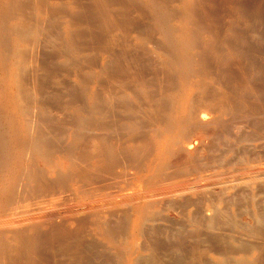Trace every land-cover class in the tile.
<instances>
[{
  "label": "bare ground",
  "instance_id": "1",
  "mask_svg": "<svg viewBox=\"0 0 264 264\" xmlns=\"http://www.w3.org/2000/svg\"><path fill=\"white\" fill-rule=\"evenodd\" d=\"M59 1L61 2V0H58L51 4L39 1V3L35 2L28 5L30 3L28 0H0V68L3 69V74L0 75V264H106V261H102L104 260L102 253L100 254L97 251L96 240L92 239L91 236V238H87V236L82 235L83 225L90 218L93 220L90 223V226H92L90 227L91 231H98L100 239L109 243V247L116 252L115 256L117 255L118 264H140L143 259H146L140 260L138 253L135 256L133 253L136 249L131 248L133 250L130 251L134 256H131L130 252L127 253L122 249H117L120 246L117 247L113 228L108 222V216L111 213L114 214V212H112L113 210L111 212L106 211L108 209L106 207L107 203H111L114 207L120 209L126 208L125 210H128V213L131 211L130 214L135 218L134 225H136L137 231L140 230V225L158 212L160 201L166 198L165 196L169 193L172 195L174 188L179 183L180 186L181 182L187 179L185 177L187 173L184 175V172L179 170L181 168H178V170L176 169L177 174L179 171L185 178L183 180L180 175L182 181L180 179L181 182L178 181L177 184L175 180L177 178L176 171L174 169L170 170L174 163H169L171 167L168 166V163H166L168 157L166 158V156L170 152L172 153L171 150L178 151L176 153L186 159L194 153L196 154L195 151L200 145H197L198 148H195V146L192 148L191 139L189 138L192 136L193 131L200 130L199 136L209 139L205 143L208 141L211 145V141L218 140L221 131L229 125L227 123L225 125V122L228 121L234 128L239 129L244 121L252 125V135L248 134L247 139L244 138L247 144L250 143L249 141H255L254 143L258 146L264 144V61H258L252 53L257 49L259 51L264 46L263 42H260V44H263L260 47L259 42L255 41L258 37L252 22L257 21L259 23L255 18L258 15L252 13L255 16L254 18H251L252 16H249L251 19H247L248 16L246 20L243 18V27H239V24H236L233 20L226 28V35L216 37L207 30L209 24L203 26V23L200 24V20H197L198 17L200 18L198 11L201 10L199 9L201 0H180V6H174L177 10L178 22L176 24L172 22V16L175 13H172V8L161 2L163 0H144L146 3V5L144 4L145 9H148L151 17L147 27L133 22L125 9L122 8L123 5H118L117 9L114 8L115 11L112 7L110 8L104 4H101L100 7V0H94L96 5H93L97 10L95 21L88 22L90 26L85 24L87 28L88 26L91 28L93 23L92 36L90 34V41L93 45L91 43V48L82 49L81 47L79 49L80 47L76 46L78 45L76 42L79 41H76L79 32H77L76 23L72 19V13L78 7L71 0L67 3H58ZM135 1L136 3H143L140 0ZM253 1L257 2V0ZM27 2L29 3L27 4ZM245 2H248V0H245ZM234 3V9L239 8ZM112 4L114 3L112 2ZM243 4L247 5V3H242V7ZM254 4L256 5V3H253V6ZM258 4L260 3L258 2ZM242 11L243 16L250 15V11ZM74 13L76 14V12ZM239 15L240 12L237 19ZM262 23H264V20ZM90 28L87 30H92ZM257 28L260 30V27ZM81 34L83 35L82 30ZM262 37L264 39L263 34ZM79 38L81 39L83 36ZM87 39L89 40V37ZM81 41L84 43L82 39ZM262 53L264 55L263 51ZM211 55L216 59L214 64L208 62ZM260 56L261 54L258 58ZM262 59L264 60V56ZM186 89L189 90V93L186 92ZM182 90L185 92V96H182L183 99L181 98L182 103L180 104L178 96L181 97ZM228 128H230V125ZM157 129L158 133H156ZM241 130L239 129V131ZM143 131L145 134L142 133ZM147 131L150 134L149 136ZM229 131L231 132V130ZM113 134H116L117 138L114 139L118 140V143L122 142L121 144L125 147L131 146V149L126 152H130L132 157H138L137 154L142 151L143 156L140 157H146V161H143V163L140 159L139 163V157L136 162V159L133 161V158L127 157L125 150L123 153L125 152L127 156H124L125 153L123 156L119 155L122 151L119 152L118 143L113 144L117 145L118 149L112 146L111 142L104 144L108 137L110 138ZM144 140L150 142L154 147L146 144V142L147 146L144 145V147L142 145ZM162 141L164 145H162ZM155 144H158V146L155 147ZM213 145L212 147H214ZM12 146L15 148V152L12 151ZM248 148L250 149V146ZM176 153L174 155L177 156ZM91 154L92 157L96 156L98 158L94 157L96 160L94 159L93 162L91 160L92 163L88 166L92 171L93 169L98 170V175H105L100 176V179L105 177L106 180L102 181V183L104 182L103 186L95 185L96 182L93 179L97 181L96 178H98L99 181V176L95 171L92 174L95 173L97 176L94 174L95 178H93L90 175L92 171H88V168H86L88 166L85 167L86 164L83 167L80 166L83 165L79 162L81 161L80 158H82V162L84 159L85 163H88L86 161H89V157H86ZM250 154L247 155L248 158L251 157L252 154ZM260 155L262 156V154ZM254 156L251 157L253 163L256 161L254 159H257H253ZM200 157L199 161H202L203 159L200 160ZM128 158L131 159V162H128ZM196 158H193L195 159L193 161L198 160ZM178 159L179 156L175 163ZM191 160L189 161L191 162ZM215 160L216 158L213 159V161ZM182 162L185 163L186 160ZM209 163L206 161L202 165L199 162L202 165L201 168L203 167L205 170L211 165L212 167L216 165V162L207 165ZM199 164L197 163V166L195 162L194 165L191 163V167L197 166L196 168H198ZM255 164L256 167L257 164ZM130 165L132 166L130 167ZM241 166L240 168L246 167ZM255 167L254 169L248 167L247 170L263 177L264 168ZM184 168L189 171L191 169L190 167ZM128 169H132V171ZM193 169L194 167H192V171ZM197 170L199 171V169ZM217 172H221V170H217ZM235 172L242 171L237 170ZM194 173L196 174L197 171ZM236 173L234 176L239 174ZM246 173L245 175L248 176ZM191 174L193 173L191 172ZM195 174L196 177L194 178H197ZM202 174L204 175V173L199 172L198 176ZM258 175L257 178H259ZM139 176L142 178L145 176L148 180V183H145L143 187L136 186L133 182V179L135 180ZM210 177H204V181H207ZM252 177L251 175L248 176V180L255 179H252ZM257 178L255 179L256 182ZM177 179L179 180V178ZM236 179L235 181H237ZM195 180L194 182L198 181ZM243 181L242 183H244ZM251 181L250 183H256L253 182L254 180ZM189 182L186 183L189 185ZM182 183L185 186V181ZM245 183L248 184L249 182ZM203 184H201V187ZM230 184L226 187L229 188L232 185ZM250 185L248 186L250 187ZM183 186L176 188L184 191L186 188ZM191 186L190 189L193 187ZM201 187H197V189ZM238 187H240V183ZM254 187L257 186L254 185ZM109 188L115 190L109 191ZM243 190L245 191V187ZM187 191H189L188 188ZM176 193L177 189L175 195ZM170 194L168 196H171ZM247 196H249V193ZM104 205L107 208L106 213H100L99 208ZM85 206L87 209L84 208ZM88 206L90 209H88ZM212 206L210 204L211 209L216 210ZM77 207L81 208V212L83 207L85 213H82L86 215L77 214L80 212ZM109 207L111 209V205ZM225 209L227 208H221V211ZM249 209L248 216H251ZM214 210L212 213L218 214V211ZM227 210L231 211L229 208ZM227 210L225 211L227 212ZM262 211L264 212V209ZM194 212L196 213V211ZM229 213L231 214V212ZM261 214L256 215L258 218L254 220H257V225L253 223L255 216L254 218L251 216L252 221L250 220L249 226L253 223L255 227L252 226L255 230L253 228V230H247V235H245L247 237H244V234L242 235L245 240L237 239L236 242L231 241L232 243H230L225 240L227 236L219 234L223 237L222 239L225 238L224 240L228 242L225 243L226 246H222L224 242L222 244V241L220 242L222 249L226 248L224 251L228 250L222 257L220 256L219 264H250L254 258L250 257L253 255L252 253L261 250L262 247L264 248V240L263 243H259L251 240L250 237L251 234L264 232V214ZM124 216H126L125 213ZM214 218L218 219L217 217ZM212 219L211 222L206 224L211 223L210 225L213 227L216 222L212 223ZM230 220L233 225L235 221ZM230 220H227V222ZM192 221H194V218ZM218 221L222 222L221 219ZM221 222L220 224L223 223ZM242 223L244 224V222ZM242 223L240 224L242 225ZM218 224L217 222V226ZM239 225L237 224V227H240ZM221 226L220 228H223V225ZM237 227H234L235 231H237ZM244 228L247 227H243V230ZM209 229L211 230L210 226ZM238 229L240 230V228ZM243 230L240 233L244 232ZM235 231L229 233L233 240H235L233 238L236 234ZM173 232L178 234L179 231ZM173 232L170 231L169 234L167 231L168 236L176 234ZM183 235L172 237L184 238ZM221 237L218 236L220 239ZM252 237L254 238V235ZM210 238L212 240V235ZM210 238L208 237V239ZM217 240L216 243L208 240V243L211 242L213 246V243L216 245L219 242ZM158 241L155 244L156 246ZM44 244L52 245L49 254L40 253V247ZM162 244L159 242L160 246ZM180 244L183 245L180 246ZM180 244L174 246L179 245L181 249L183 246L185 247L184 242ZM209 246L207 247L208 250L214 248H209ZM161 247L160 251H162ZM169 247L173 248V246ZM163 248L166 249L167 247ZM200 249L202 250V248ZM263 250L262 253L260 252L261 256L264 253ZM184 251L183 248V254L187 253ZM177 252L179 253V251ZM221 252L223 253V250ZM198 253L195 254V257L196 255L202 257L205 255ZM260 253L255 255L260 256L258 255ZM59 255L64 256V258L62 256L60 257L63 259L58 258ZM160 255L161 253L159 257ZM171 255L174 254L171 253ZM155 256L157 255L153 257ZM185 256L184 258L180 255L176 256L172 261H170L171 259L168 261V258H164L167 261H160L162 258H159L160 263L159 261L157 263L182 264L181 259L185 260L189 257ZM257 256L255 258L258 259ZM151 258L152 256L148 260L151 263L154 261L153 264H156L158 257L152 261ZM144 260L143 262H145ZM199 260L201 259L199 258ZM203 261H206L203 264L208 263L207 258ZM186 262L184 263L186 264ZM218 263L215 262V264Z\"/></svg>",
  "mask_w": 264,
  "mask_h": 264
},
{
  "label": "rangeland",
  "instance_id": "2",
  "mask_svg": "<svg viewBox=\"0 0 264 264\" xmlns=\"http://www.w3.org/2000/svg\"><path fill=\"white\" fill-rule=\"evenodd\" d=\"M29 2H27V4L28 5H30V4H34L35 2H37V3H39V1L42 3V2H45V3H49V4H51V3H53V2H56V1H58V0H28ZM33 1V2H32ZM52 1V2H51ZM67 1H70V0H61V2L63 3V2H65V3H67ZM73 1V3H75L76 4V6L78 7V8H76V10H74L73 11V13H72V19H73V21L76 23V27H77V32H79L78 33V38L76 39V41L77 40H79V41H81V39L84 41V43L81 41V42H79V41H77L76 42V44L78 43V45H76V46H78V48L79 49H81V47H82V49H84V48H91L90 47V45H91V36H92V33H93V27H92V24H91V28H92V30H87L88 28H90L89 26H90V21H95V13L97 12V10L95 9V2H94V0H71V2ZM93 1V2H92ZM110 1H111V4H110ZM139 0H137V2H138ZM140 1H142L143 3L141 4V2L139 3H136V1L135 0H100V7H101V4L103 5H107L108 7H112L113 9L115 8V9H117V7H118V5L120 6V5H123L122 6V8H124L125 9V11H126V13H127V15L129 16V17H131L130 19H132L133 20V22H135V23H140L143 27H147V24L149 23V20L151 19V17H150V12H148V9H145L146 7L144 6V4L146 5V3H145V1L144 0H140ZM179 1V2H178ZM238 1V2H237ZM251 1H253V0H248V2H245V0H236L235 1V3H234V0H201V2H200V4H199V9H201V10H199L198 11V15H200V18L198 17V21L200 20V24H202L203 26H206L207 24H209V26H207L206 28H207V30H209V32L210 33H212L213 35H216V37H218V36H220L221 37V35L222 36H225L226 35V31H227V27L229 26V24L234 20L235 22H236V24H239V27H243V25H244V20H243V18L246 20V18H247V16H248V18L247 19H251V18H254L255 16L254 15H258V16H260V17H255V18H257V20H258V22L259 23H257V21H255V20H253V21H255V22H252L253 24H254V28H255V31H256V36L258 37H256L257 38V40H255L256 42H259V45H260V47H261V44H260V42H263L264 43V39H263V37H262V34H263V36H264V27H263V25H264V23H262V21L264 20L263 18H264V0H257V2H254L253 1V3H256V5L254 4V6L256 7H254L253 6V3H251ZM60 1L58 2V3H61ZM112 2L114 3V4H112ZM135 2V3H134ZM163 4H165V5H167L169 8H172V13L174 14V16H172V22H174V24H176L178 21H177V17H176V8H174V6L175 7H178V6H180V0H163V1H161ZM239 2H240V4H239ZM258 2L260 3V4H258ZM109 3V4H108ZM230 3V4H229ZM233 3L237 6V7H239V8H237V9H234V6H233ZM242 3H247V5L245 4H243V7H242ZM93 4H95V5H93ZM241 5V6H239V5ZM251 4V5H250ZM83 5V6H82ZM177 5V6H176ZM128 6V7H127ZM139 6V7H138ZM143 6V7H142ZM250 6V7H249ZM89 7V8H88ZM249 7V8H248ZM252 7H254L253 9H255V10H253V9H251ZM262 7V8H261ZM98 8H99V5H98ZM211 8V9H210ZM258 8V9H257ZM78 9V10H77ZM114 9V10H115ZM175 9V10H174ZM213 9V10H212ZM251 9V10H250ZM11 10H13V9H11ZM10 10V11H11ZM138 10V11H137ZM242 10H244V11H247V12H249L250 11V15H242L241 14V11ZM259 10V12H257V11ZM9 11V12H10ZM116 11V10H115ZM114 11V12H115ZM214 11H215V13H214ZM253 11V12H252ZM256 11V12H255ZM260 11H262V12H260ZM12 13H13V11H11ZM74 12H76V14L74 13ZM136 12V13H135ZM240 12V15H239V17H238V19H237V15H238V13ZM91 13V14H90ZM116 13V12H115ZM135 13V14H134ZM203 13H205V14H203ZM223 13V14H222ZM228 13H230V14H228ZM242 13H243V11H242ZM252 13H254V15H252ZM11 14V13H10ZM130 14H131V16H130ZM133 14V15H132ZM139 14V15H138ZM141 14H142V16H141ZM231 14H233L234 15V17L236 18H234L233 17V15H231ZM249 14V13H248ZM90 15V16H89ZM92 15V16H91ZM136 15V16H135ZM204 15V16H203ZM215 15V16H214ZM225 15V16H224ZM230 15V16H229ZM208 16V17H207ZM224 16V17H223ZM249 16L251 17V18H249ZM261 16H262V18H261ZM92 17V18H91ZM136 17V18H135ZM201 17H203L202 19H201ZM240 17H242V18H240ZM98 18V17H97ZM138 18H139V20H138ZM208 20H207V19ZM217 18V19H216ZM206 19V20H205ZM220 19V20H219ZM261 19H263V20H261ZM138 20V21H137ZM201 20H203V21H201ZM204 20H205V22L207 21V23H205L204 22ZM210 20H211V22H210ZM261 20V21H260ZM89 22V23H88ZM82 23V24H81ZM145 23V24H144ZM242 23V24H241ZM85 24H87V25H89L88 26V28L86 27L87 25H85ZM210 24H211V28H210ZM212 24H213V26H212ZM81 25V26H80ZM146 25V26H145ZM257 25H260V26H257ZM255 26H257V27H260V30L257 28V27H255ZM222 27V28H221ZM262 27V28H261ZM85 30H84V29ZM90 28V29H91ZM205 28V27H204ZM205 28V29H206ZM216 29L215 31H214V29ZM212 29V30H211ZM81 30H82V32H83V35L81 34ZM84 30V31H83ZM222 30V31H221ZM224 30V31H223ZM86 31V32H85ZM218 31V32H217ZM221 32V34H220V32ZM259 32V33H258ZM89 34V36H88V34ZM223 33H224V35H223ZM90 34H91V36H90ZM261 34V36H259V35ZM82 37L83 36V38H79V37ZM87 37H89V40L87 39ZM260 37V38H259ZM255 38V39H256ZM261 38H262V40H261ZM86 39V40H85ZM260 39V40H259ZM88 40V41H87ZM86 42V43H85ZM90 42V43H89ZM87 44V45H86ZM92 45H93V43H92ZM263 45V44H262ZM261 50V51H260ZM259 51H258V49H257V51L255 50L254 52H252L253 53V56L258 60V61H260V62H263L264 60L262 59L263 58V53H262V51L264 52V46H262V48L260 49ZM261 52V53H260ZM261 54V56H262V58H261V56H260V58H258V56ZM215 57H213L212 55L211 56H209V59H208V62L209 63H211V64H214V62H215ZM3 74V69L2 68H0V75H2ZM187 91L186 92H188L189 93V90L188 89H186ZM181 97H180V95L178 96V100H179V98H180V104L182 103L181 102V100L183 99V97L185 96V92H183V90L181 91ZM184 94V95H183ZM183 96V97H182ZM182 98V99H181ZM145 124H146V122H144ZM226 123L227 124H229L230 125V128H228L229 127V125H227V127L225 128V129H223L222 131H221V133H220V139L218 138V140H216L215 142L212 140L211 141V145L209 144L210 142H208L207 141V143H205L206 142V140H209V139H206V137H204V138H202V136H199L200 135V130L199 131H193V133H192V136L189 138V139H191L190 141H191V145H192V148H194V146H195V148H198V146L200 145V147L197 149V151H195L196 152V154L194 153L193 155H194V157H193V155L191 156L192 157V160H191V157H188L187 159L186 158H182L181 156H180V154L179 153H176V152H178V151H176V150H171L172 151V153L170 152V154H168L167 156H166V158H167V161H166V158H165V161H166V163H168V166L170 165V167H171V164L172 163H174L173 165H175V166H173L172 165V168H170V170H173L174 169V171H176V177L177 178H179V180L176 178L175 180H176V182H177V184H178V181H180V179H181V181H182V178H180L179 176L181 175V177H183L184 175H185V173H187V176L185 175V177H187V179H185L184 180V178L185 177H183V180L185 181V183L187 182V181H193V182H191V184H190V182H189V185L191 186H193L194 187V190H193V187L190 189V186L188 185V183H186L185 184V186H183L184 184L182 183V182H184V181H180L181 182V185L179 186V184L176 186V187H181V186H183V187H185L184 189V191L182 190V189H178V188H174L175 190L177 189V193H176V195H175V190H173L172 191V195L171 196H168V195H166L165 197L166 198H163L162 199V201H160V209L158 210V212H156L153 216H151L150 218L151 219H148V220H146V221H144L143 222V224H141L140 225V230H138L137 231V229H136V225H134V222H135V218L133 217V215L132 214H130V213H132L131 211H129V213L125 210V209H120V208H117V207H114L113 206V204H111V203H107L106 204V207L108 208H106L105 207V205L104 206H102V207H100L99 209H100V213H106V211H109V212H111V210H113L112 212H114V214L113 213H111L109 216H108V222L110 223V225H111V227L113 228V234H114V240H115V242H116V244L118 245L117 247H119V248H117L118 250L120 249H122V250H124L125 252H127V253H129L130 251H132L133 249H136L134 252L135 253H133L135 256H137L136 254L138 253V257L140 258V260L141 259H143V258H145L146 260H144L145 262H143V260L140 262V264H142V262H143V264H153V263H155L154 261L151 263L148 259H150V256H152V258H151V261L152 260H154L155 258H157L158 257V260L156 259V264H159L160 263V261H164L166 258H168L167 260L169 261L170 259V261H172V259L174 258V257H176V256H182L183 258H184V254H186L187 255V253L189 254V255H187V256H185V257H188V258H186L187 260H189L188 262L190 263V264H201V262H202V264H203V262H206V261H203L205 258H207V261H208V263H206V264H215V262L216 263H220V259H221V257H222V255L223 254H225V252L228 250H225L224 251V249H226V248H224V249H222L223 247L222 246H226L227 244H225V243H228V242H230V243H232L231 241H233V242H236V240L238 239V240H245V239H243V237H242V235L244 236V237H247V236H245V235H247V230H255V225H257V220L256 221H254L255 219H257L258 217H256V215H260L261 213V211L264 209V176L262 177V175H258V174H253V173H251L252 171H250V170H247L248 169V167H250V169L251 168H253L254 169V164L256 165V167L255 168H258V167H263L264 168V157H262V156H264V144L262 145V144H260L259 146H258V144H255L254 142H251V141H249L250 143H251V145H249V144H247V141H246V139H247V137L249 136V135H252V125L249 123H247V122H244L243 121V124L241 123V125L239 126V129L241 130V126H242V130L241 131H239V129L238 128H234V126L230 123V122H225V125H226ZM246 125H245V124ZM235 130H234V129ZM232 129H233V132H232ZM237 129V130H236ZM229 130H231V132L229 131ZM239 131V132H238ZM153 132V131H152ZM197 132V133H196ZM234 132H237V133H234ZM143 134H145V132L143 131L142 132ZM156 133H158V129L156 130ZM197 135H196V134ZM228 133V134H227ZM195 135V137H193L194 135ZM231 134V135H230ZM237 134V135H236ZM249 134V135H248ZM147 135L149 136L150 134L148 133V131H147ZM222 135V136H221ZM224 135V136H223ZM235 135V136H234ZM198 136V137H197ZM226 136V137H225ZM247 136V137H246ZM113 137V138H112ZM193 137V138H192ZM201 137V138H200ZM240 137H242V138H240ZM114 138H117L116 137V134H113V136L111 135V137L109 138L108 137V140L106 141V142H104V144L105 143H110V144H112V146H115V148H117L118 149V146H119V152L120 151H122V152H120L121 154H119V155H121V156H123V154L126 152V151H129V149H131V146H127V147H125V146H123V144H121L122 142H120V143H118V140L116 141ZM244 138H246V139H244ZM192 139H194V140H192ZM241 139V140H240ZM205 140V141H204ZM113 141H114V143H113ZM189 141V142H190ZM192 141H193V144H192ZM218 141V142H217ZM142 142V141H141ZM145 142H146V144H150V142H147V141H143V146L145 145V146H147L146 144H145ZM214 142V143H213ZM118 143V146L117 145H113V144H117ZM162 143V145H164V142L162 141L161 142ZM161 143H158L159 145L161 144ZM195 143H197V144H195ZM214 145H213V144ZM259 143V142H258ZM120 144H121V146H120ZM158 144H155V147L156 146H158ZM199 144V145H198ZM207 144H209L208 146H207ZM198 145V146H197ZM204 145V146H203ZM212 145L214 146V147H212ZM250 146V149L248 148L249 146ZM256 145V146H255ZM117 146V147H116ZM144 146V147H145ZM149 146V145H148ZM150 146L152 147H154V145H151L150 144ZM197 146V147H196ZM121 147V148H120ZM210 147H212V148H210ZM263 149H261V148ZM124 148V149H123ZM126 148H127V150H126ZM210 148V149H209ZM121 149H123V150H121ZM214 149V150H213ZM252 149H253V151H252ZM14 150V152H15V148L12 146V151ZM125 150V152L123 153V151ZM199 150V151H198ZM250 150V151H249ZM258 150V151H257ZM262 151V152H261ZM142 153V151H139V153ZM242 152V153H241ZM261 152V153H260ZM126 153H127V155H126ZM125 153V155L124 156H127V157H129V158H133V161H134V159H136L135 160V162L137 161V159H138V157H139V163H140V159H141V161L143 162H145L146 161V157H140V156H143V154H137V156L138 157H132L131 156V154H130V152H126ZM177 154V156L176 155H174V154ZM252 155H251V154ZM129 154H130V156H129ZM248 154H250L251 155V157L252 156H254V155H256V156H254L253 157V159L254 158H257V159H254V160H256V161H254L255 163H253V160H251V157H247V155ZM254 154V155H253ZM260 154H262V156L260 155ZM117 155V154H116ZM195 155H197V156H195ZM261 156V159H260V161H259V157ZM92 157V154L91 155H88L86 158H88L89 159V161H86V162H88V163H85V160L83 159V162H82V158H80V160L81 161H79L80 162V164L82 163L83 165H80V166H84V164H86L85 165V167L86 166H88L90 163H92L93 162V160L95 159L96 160V158H98V157H96V156H94V157H96V158H94V157ZM134 156V155H133ZM179 156V159H178V161L175 163V161L177 160V157ZM201 156V157H200ZM120 157V156H119ZM172 157H174V158H172ZM180 157H181V161H180ZM198 158V160H196L197 161V163L199 164V162H200V164H202L203 162H204V164L206 163V161L207 162H210V163H212V164H215V162H216V165L214 166V167H212V165L210 166V167H208L207 165H210V163L209 164H207V165H204V166H207L208 168H206V170H208V171H206L203 167L201 168V166L203 165H200L199 164V167L198 168H196L198 165H197V163H196V161H193V160H195V159H193V158ZM199 157H200V160H202V161H199ZM205 157V158H204ZM219 157H220V159H219ZM246 157V158H245ZM128 158V159H129ZM143 158V159H142ZM196 158V159H197ZM216 158V160L215 161H213V159H215ZM262 158H263V161H262ZM184 159V160H183ZM207 159H209V160H207ZM248 159H250L249 161H248ZM79 160V159H78ZM91 160H92V162H91ZM94 160V161H95ZM131 159H129V161L128 162H131L130 161ZM156 161H157V159H155ZM185 160H186V162H187V164H186V162H185ZM189 160H191V162L189 161ZM206 160V161H205ZM225 160V161H224ZM153 161V160H152ZM182 161H184L185 163H183ZM190 163H189V162ZM238 161V162H237ZM252 161V162H251ZM143 162V163H144ZM182 162V163H181ZM194 162H195V165H197V166H192V167H194V169H193V171H192V167H191V163H192V165H194ZM219 162H221V163H219ZM169 163H171V164H169ZM179 163H181V164H179ZM189 163V164H188ZM226 163V164H225ZM240 163H245V164H240ZM251 163V164H250ZM253 163V164H252ZM260 163H262V164H260ZM178 164H179V166H178ZM248 164V165H247ZM189 165V166H188ZM218 165V166H217ZM227 165V166H226ZM242 165V166H241ZM253 165V166H252ZM262 165V166H261ZM90 166V165H89ZM89 166L88 167H86V168H88V171H90L91 169L89 168ZM132 165H130V167H131ZM181 166V167H180ZM225 166V167H224ZM240 166L241 167H243V166H248L247 167V169H246V167H243V168H240ZM252 166V167H251ZM184 167H186V168H191L190 169V171L193 173V174H191V172L188 170V169H186L185 170V168ZM217 167H218V169H217ZM232 167V168H231ZM238 167H239V169H238ZM178 168H181V169H179L180 170V172H181V170H182V172H184L183 174L182 173H179V171H178V174H177V170H178ZM177 169V170H176ZM197 169H199V171L197 170ZM215 169V170H214ZM229 169H230V172H229ZM242 171V172H238V173H236L235 171ZM242 169V170H241ZM96 169H93V171L91 172V177H93V178H95L93 175L95 174H92L94 171H95ZM129 171H132V169L130 170V169H128ZM184 170V171H183ZM187 170H188V172H187ZM201 170V171H200ZM203 170V171H202ZM210 170H211V173H210ZM213 170V171H212ZM217 170L218 171H220L221 170V172H217ZM226 170H228V171H226ZM233 170H235V171H233ZM98 171V170H97ZM97 171H95L96 172V174L98 175V172ZM197 171V173L195 174L194 172H196ZM244 171V172H243ZM246 171H247V173H246ZM199 172H201V173H204V175L202 174V175H200V176H198V174H199ZM217 174H216V173ZM233 172V173H232ZM236 174H238V175H235L234 176V174L235 173ZM249 172V173H248ZM191 174V175H189V174ZM206 173V174H205ZM210 173V174H209ZM212 173H214V174H212ZM230 173V174H229ZM242 173H244L243 175H241ZM245 173L248 175V176H253L252 177V179L253 178H257V175H258V177L260 178H257V182H258V184H256L257 182L255 181V179H253L252 181L253 182H256V183H250V181H251V177L249 178L250 180H248V176H246L245 175ZM95 174V176H97ZM194 174L195 175H197V178H194V177H196V176H194ZM209 174V175H208ZM219 174V175H218ZM229 174V175H228ZM232 174V175H231ZM253 174V175H252ZM183 175V176H182ZM189 175V176H188ZM213 175V176H212ZM226 175V176H225ZM99 176V181H98V178H96L97 179V181L95 180V179H93V181L94 182H96L95 183V185L96 186H103L104 184V182L102 183V181H106L105 180V177L104 178H101L100 179V176L101 177H103V176H105V175H98ZM142 176V175H141ZM141 176H139V177H137V179H133V182H134V184H136V186H141V187H143V185L145 186V183L147 184L148 183V180H147V178L145 177V176H143V178L141 177ZM208 176H211L210 178L212 179H210V178H208L207 179V181L205 180L204 181V179L206 178V177H208ZM242 176V177H241ZM243 176H245V177H243ZM190 177V178H189ZM191 177H192V179H191ZM198 177H201V178H198ZM205 177V178H204ZM238 177V178H237ZM241 177V178H240ZM262 177V178H261ZM194 178V179H193ZM223 178V179H222ZM233 178V179H232ZM237 178V179H236ZM242 179L241 181H240V179ZM243 178H245V179H243ZM246 178H247V181H246ZM103 179V180H102ZM196 179V180H195ZM231 179V180H230ZM235 179L237 180V181H235ZM141 180V181H140ZM147 180V181H146ZM174 180V181H175ZM194 180L195 181H197V182H194ZM202 180V181H201ZM234 180V181H233ZM243 180H245V181H243ZM226 181V182H225ZM229 181V182H228ZM242 181L245 183V182H249L248 184L247 183H245V184H247V185H245L244 183H242ZM251 181V182H252ZM102 184H101V183ZM137 182H138V184H137ZM140 182V183H139ZM142 182V183H141ZM214 182V183H213ZM218 182V183H217ZM235 182V183H234ZM237 182V183H236ZM106 183V182H105ZM196 183V185H194ZM199 183H200V185H199ZM203 183H205V184H207V185H205V184H203ZM229 183H231L232 185H233V187H232V185L231 186H229V188L228 187H226V186H228L229 185ZM239 183H240V187H238L239 186ZM260 183V184H259ZM100 184V185H99ZM197 184H198V186H197ZM201 184H203V186L201 187ZM211 184H212V186H211ZM214 184V185H213ZM235 184V185H234ZM237 184V185H236ZM244 184V185H243ZM255 186H257V187H254V185ZM205 185V186H204ZM219 185V186H218ZM221 185V186H220ZM242 185H243V187H242ZM248 185H250V187L248 186ZM253 185V186H252ZM186 186H188V187H186ZM199 188V187H201L200 189H197V187ZM224 186V187H223ZM262 186H263V188H262ZM196 187V188H195ZM234 187H236V188H234ZM242 187V189H240ZM245 187V191L243 190V188ZM247 187V188H246ZM253 187V188H252ZM187 188L189 189V191H187ZM219 188V189H218ZM224 188V189H223ZM227 188V189H226ZM257 188V189H256ZM112 189V190H111ZM197 189V190H196ZM215 189V190H214ZM250 189V190H249ZM109 191H114L115 189L114 188H109L108 189ZM179 190H181V191H179ZM249 191V192H246V191ZM257 192H256V191ZM183 191V192H182ZM196 191V192H195ZM244 191V192H243ZM251 191V192H250ZM255 191V192H254ZM181 192H182V194H181ZM199 192H200V194H199ZM224 192V193H223ZM245 193H247L246 195H245ZM248 193H249V196H247L248 195ZM253 193H255V194H253ZM179 194V195H178ZM228 194V195H227ZM200 195V196H199ZM216 195V196H215ZM245 195V196H244ZM184 196V197H183ZM203 196V197H202ZM227 196V197H226ZM175 199H174V198ZM177 197H178V199H177ZM219 197V198H218ZM221 197V198H220ZM230 197V198H229ZM246 197V198H245ZM170 198V199H169ZM205 198V199H204ZM212 198V199H211ZM251 198V199H250ZM211 199V200H210ZM220 199V200H219ZM167 200H168V202H167ZM183 201V202H182ZM193 201H194V203H193ZM209 201V202H208ZM212 201V202H211ZM96 203H98V202H96ZM162 203V204H161ZM105 204V203H104ZM108 204H109V206L111 205V209H110V207L108 206ZM181 204V205H180ZM202 204V205H201ZM206 204V205H205ZM207 204H208V206H207ZM210 204H211V206L214 208H216V210H214V209H211V207H210ZM96 205V204H95ZM165 205V206H164ZM216 205H217V207H216ZM221 207H220V206ZM162 206H163V208H162ZM201 206V207H200ZM256 208H255V207ZM167 207V208H166ZM251 207V208H250ZM78 208V211H80V212H78L77 214H81V216H82V214L83 213H85V209L84 208H86L87 209V207L85 206L84 208L82 207V212H81V208L80 207H77ZM76 208V209H77ZM79 208H80V210H79ZM195 208V209H194ZM221 208L222 209H224V208H229V210H231V211H228L227 209H225V210H227V212L225 211V214H227L226 216H225V214L221 211ZM251 210H250V209ZM253 208V209H252ZM84 209V210H83ZM88 209H90L89 208V206H88ZM107 209V210H106ZM110 209V210H109ZM199 209V210H198ZM206 209H208V210H206ZM218 209V210H217ZM248 209H249V211L251 212V216H252V218H254V216H255V218L253 219V223H256L255 225H253V223H252V225L254 226H249L250 225V223H251V221H252V218H251V216H250V218H249V216H248V214H249V212H248ZM255 209H258V210H255ZM261 211H260V210ZM106 210V211H105ZM115 210V211H114ZM119 211V213H118V211ZM121 210H123V211H121ZM167 210V211H166ZM182 210V211H181ZM191 210V211H190ZM210 210V211H209ZM218 211V214L216 213V214H214V212L212 213V211ZM246 210V211H245ZM63 211V210H62ZM92 211V210H91ZM90 211V212H91ZM126 211V212H125ZM161 211V212H160ZM194 211H196V213L194 212ZM189 212V213H188ZM210 212V213H209ZM219 212H221V213H219ZM229 212H231V214L229 213ZM248 212V213H247ZM254 212V213H253ZM119 214V215H117V214ZM123 213V214H122ZM124 213L126 214V216H124ZM198 213V214H197ZM212 213V214H211ZM253 213V214H252ZM129 216H128V215ZM191 214H193V215H191ZM223 214H224V216H223ZM264 214V212L262 211V214L261 215H263ZM83 215H86V214H83ZM130 215H131V217H130ZM188 215V216H187ZM199 217H197V216ZM212 215V216H211ZM213 215H215V216H213ZM220 215V216H219ZM246 215H247V217H246ZM110 216H111V218H110ZM120 216V217H119ZM124 216V217H123ZM165 216V217H164ZM202 216V217H201ZM218 216H219V218H218ZM229 216H231V217H229ZM88 217V216H87ZM126 217V218H125ZM134 219H133V218ZM184 217V218H183ZM185 217H187V218H189V219H187V218H185ZM196 217V218H195ZM205 217V218H204ZM210 217V218H209ZM214 217H217L218 219H216V218H214ZM227 217V218H226ZM117 218V219H116ZM193 218H194V221H192L193 220ZM211 218H213V219H215V220H217V221H214L213 219H212V223H215L214 225H215V229H214V225H213V227L209 224H206V223H208V222H211L210 220H211ZM226 218V219H225ZM229 218V219H228ZM249 218V219H248ZM119 219V220H118ZM122 219V220H121ZM187 219V220H186ZM219 219H221L222 220V222L224 223H222L221 221H218ZM230 219H232L233 220V222L235 221V223H233V225L231 224L232 223V221L230 220ZM236 219V220H235ZM190 220H191V222H193L192 224H191V222H190ZM227 220H230V221H228L227 222ZM248 220V221H247ZM251 220V221H250ZM90 221V222H89ZM91 221H93L92 220V218H90V220L88 219L86 222L87 223H85L84 225H83V228H84V230L82 231V235H85V236H87V238H91L92 237V239H95L96 241H95V244H96V246H97V251H99L100 252V254L102 255V258L104 259V260H102V258H101V260L102 261H106L105 263L106 264H118V258H117V255L115 256V254H116V252L113 250V248H110L109 247V243H107V242H104V241H102L101 239H100V237H99V233H98V231H96V230H94V231H91V228L90 227H92V226H90V223H92ZM196 221V222H195ZM203 221V222H202ZM206 221V222H205ZM237 221V222H236ZM244 222V224L242 223V222ZM185 222V223H184ZM217 222L219 223L218 224V226H217ZM220 222L222 223V224H220ZM145 223V224H144ZM183 223V224H182ZM190 223V224H189ZM195 223V224H194ZM230 223V224H229ZM240 223H242V225L240 224ZM200 224V225H199ZM206 224V225H205ZM225 224H227V225H229V226H227V225H225ZM237 224L240 226V227H237ZM202 225V226H201ZM221 225H223V228H220V227H222ZM232 227H231V226ZM246 225V226H245ZM120 226V227H119ZM157 226H159V228H157ZM201 226V227H200ZM204 226H206L207 227V229L209 230H207L206 229V227H204ZM209 226H210V228H211V230L209 229ZM237 227V231L239 230L238 228H240V230L238 231L239 233L243 230V227H247L246 229L244 228V232H242V233H238L237 231H235L236 229H234V227ZM242 226V227H241ZM119 227V228H118ZM135 227V229H133ZM154 227V228H153ZM177 227V228H176ZM219 229H218V228ZM89 229V231H87L88 229ZM161 228V229H160ZM200 228H202V229H200ZM213 228V229H212ZM217 228V229H216ZM231 228V229H230ZM253 228V229H252ZM225 229V230H224ZM232 229H233V231H235L236 232V234H235V232H234V236L235 237H237V238H235V237H233L235 240H233L232 239V236L231 235H229V233H233V231H232ZM93 230V229H92ZM122 230V231H121ZM157 230H160V231H162V232H160V231H157ZM179 231L178 232V234L176 233V232H173V231ZM181 230V231H180ZM219 230H221V231H219ZM223 230V231H222ZM228 230V231H227ZM246 230V231H245ZM118 231V232H117ZM134 231H135V233H138V234H135L134 233ZM167 231L169 232V234H170V231H171V233L173 232V233H176V234H174V235H179V236H182V234H184L183 235V237L184 238H182V237H180L179 238V236L177 237V236H175V237H172V236H174L173 234H171L170 236H168V234H167ZM183 231V232H182ZM184 231H185V233H184ZM211 231H213V232H211ZM230 231V232H229ZM85 232V233H84ZM89 232H91L90 234H89ZM115 232V233H114ZM159 232V233H158ZM219 232H221V233H219ZM246 232V233H245ZM249 232V231H248ZM134 233V234H133ZM180 233V234H179ZM196 233V234H195ZM215 233V234H214ZM260 233V232H259ZM255 233V234H251L252 236L254 235V238L252 237V236H250L251 237V240H254V241H257V242H259V243H263V240H264V232L263 233ZM86 234H88V235H86ZM199 234V235H198ZM212 235V240H211V238H210V236ZM216 234H218V235H216ZM219 234H223V236L225 235V236H227V237H225L224 239L227 241L228 240V242H226L224 239H222L223 237H221ZM237 234H238V236H237ZM249 234V233H248ZM215 235V236H214ZM240 235V236H239ZM250 235V234H249ZM256 235V236H255ZM91 236V237H90ZM118 236V237H117ZM155 236V237H154ZM201 236V237H200ZM210 238V239H208V237ZM218 236L219 237H221V239L220 238H218ZM229 236V237H228ZM258 236H260V237H258ZM172 237V238H171ZM197 237V238H196ZM207 237V238H206ZM217 237V238H216ZM240 239H239V238ZM242 237V238H241ZM258 237V238H257ZM155 238V239H154ZM177 238H179V239H183V240H180L181 242H184V245H185V247L183 246L182 247V249H181V247L180 246H182L183 244H180L181 242L179 241V239H177ZM203 238V239H202ZM231 238V239H230ZM100 239V240H99ZM157 239V240H156ZM162 241H160V240ZM176 239V240H175ZM189 239V240H188ZM195 239V240H194ZM200 239V240H199ZM202 239V240H201ZM206 239H208L209 241H212V242H214V243H216L215 241H216V239H218L217 240V242L219 243H217L216 245L213 243V246H212V243H211V245L209 246V244L210 243H208V240H206ZM215 239V240H214ZM220 239V240H219ZM159 240V241H158ZM173 240V241H172ZM178 240V241H177ZM157 241H158V244H157V246L155 245L156 243H157ZM163 241H164V243H163ZM222 241V242H221ZM101 242V243H100ZM159 242H160V244H162L161 246L159 245ZM177 242H179V243H177ZM199 242V243H198ZM220 242H221V244L224 242V245H222L221 246V244H220ZM170 243V244H169ZM172 243H173V245H172ZM132 244V245H131ZM176 244H180V246L179 245H177V246H174V245H176ZM199 244H201V245H199ZM208 244V245H207ZM131 245V246H130ZM165 245H167V246H165ZM173 246V248H175V249H171V247H169V246ZM215 245V246H214ZM46 246V247H45ZM49 246H51V247H49ZM48 246V244L47 245H43V246H41L40 247V253L42 254V253H44V254H49L50 252H51V250H52V245L50 244ZM102 246V247H101ZM158 246H160L161 247V250L162 251H160L159 249H160V247L158 248ZM179 246V247H178ZM199 246V247H198ZM209 246V248H211V247H214V248H211V249H207V247ZM264 246V245H263ZM44 247V248H43ZM49 249H48V248ZM135 247V248H134ZM163 247H167L166 249L165 248H163ZM169 247V248H168ZM178 247V248H177ZM198 247V248H197ZM203 247H205V248H203ZM46 248V249H45ZM131 248H133L132 250H131ZM183 248L185 249V251L184 252H187V253H184L183 254ZM200 248H202V250L200 249ZM263 248V247H262ZM261 248V250L259 251V250H256V251H254L252 254L253 255H251L250 257H254L253 259H252V261L250 262V264H263V261L264 260H262L263 258H264V253L262 254V256H261V251L264 249H262ZM45 249V250H44ZM51 249V250H50ZM154 249V250H153ZM168 249V250H167ZM177 249V250H176ZM186 249H187V251H186ZM214 249V250H213ZM218 249H222L223 250V253L221 252L222 250H218ZM116 250V249H115ZM157 250V251H156ZM166 250V252H164ZM170 250V251H169ZM173 250V251H172ZM216 250H218V251H216ZM236 250V249H235ZM46 251V252H45ZM159 251V252H158ZM175 251H176V253H177V255L175 256ZM177 251H179V253L177 252ZM180 251H181V253H180ZM257 251H259V252H257ZM158 253V254H156V253ZM162 252H163V254H162ZM199 252V253H198ZM235 252V251H234ZM260 253V254H258V255H260V256H257V255H255V254H257V253ZM263 252H264V250H263ZM131 254H132V252H130ZM161 253V255H160V257H159V254ZM171 253L172 254H174V255H171ZM193 253V254H192ZM205 254L204 255V257H202V256H199V255H196V257H195V254ZM220 253V254H219ZM131 255V256H134V255ZM166 254V255H165ZM170 256V257H167L168 255ZM228 254H231V253H228ZM100 255V256H101ZM140 255V256H139ZM154 255H157V256H155V257H153ZM217 255V256H216ZM219 255V256H218ZM231 255H233V254H231ZM60 256H62V255H59L58 256V258H64V256H62V257H60ZM193 256V257H192ZM213 256V257H212ZM221 256V257H220ZM258 257V259L257 258H255V257ZM149 257V258H148ZM181 257V258H182ZM198 257V258H197ZM262 259H261V258ZM62 258V259H63ZM159 258H162L160 261H159ZM165 258V259H164ZM191 258H193V259H191V261L193 260H195L194 262H191L190 261V259ZM195 258V259H194ZM199 258L202 260H199ZM260 258V259H259ZM184 260V259H181V263L182 264H185L184 262H186L187 260ZM198 259V260H197ZM167 260H165V261H167ZM197 260V261H196ZM261 260V261H260ZM148 261V262H147ZM157 261H159V263H157ZM199 261V262H198ZM201 261V262H200ZM188 262H186V264H189ZM195 262H197V263H195ZM210 262V263H209ZM218 263V264H219ZM122 264V263H121ZM205 264V263H204Z\"/></svg>",
  "mask_w": 264,
  "mask_h": 264
}]
</instances>
